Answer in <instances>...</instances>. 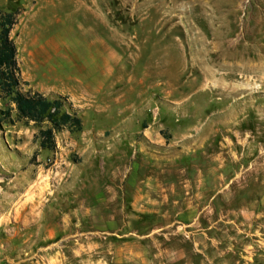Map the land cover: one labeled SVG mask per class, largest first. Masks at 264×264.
<instances>
[{
    "label": "rangeland",
    "instance_id": "rangeland-1",
    "mask_svg": "<svg viewBox=\"0 0 264 264\" xmlns=\"http://www.w3.org/2000/svg\"><path fill=\"white\" fill-rule=\"evenodd\" d=\"M0 11L21 90L81 119L53 149L46 122L2 120L0 263L264 264V0Z\"/></svg>",
    "mask_w": 264,
    "mask_h": 264
},
{
    "label": "trees",
    "instance_id": "trees-1",
    "mask_svg": "<svg viewBox=\"0 0 264 264\" xmlns=\"http://www.w3.org/2000/svg\"><path fill=\"white\" fill-rule=\"evenodd\" d=\"M13 11H0V96L7 98L13 107L0 110V127L7 118L11 123L15 120L32 121L35 124L47 123L38 129L39 147L54 148V132L67 127L68 130H80L81 119L75 113L65 109L64 97L48 98L40 92H24L21 90L19 68L16 59V46L9 32L15 23ZM14 111V118L11 112Z\"/></svg>",
    "mask_w": 264,
    "mask_h": 264
},
{
    "label": "crops",
    "instance_id": "crops-1",
    "mask_svg": "<svg viewBox=\"0 0 264 264\" xmlns=\"http://www.w3.org/2000/svg\"><path fill=\"white\" fill-rule=\"evenodd\" d=\"M2 243L5 244V247H6V248L10 249V247H9L10 244H9V242H8L7 240L3 241ZM25 254H26V253H25ZM7 256H8V255H4V256H2V257L0 258V260L3 261V259H5V260H4L5 262L14 263V262L11 260L12 258L9 259ZM22 260H24V259L22 258V259H19L18 261H22ZM0 264H6V263L1 262ZM22 264H39V263H38V259H36L35 262H29V263H25V262H23Z\"/></svg>",
    "mask_w": 264,
    "mask_h": 264
}]
</instances>
